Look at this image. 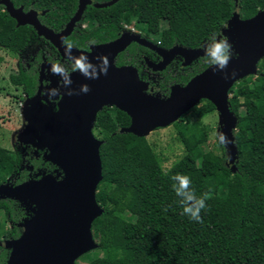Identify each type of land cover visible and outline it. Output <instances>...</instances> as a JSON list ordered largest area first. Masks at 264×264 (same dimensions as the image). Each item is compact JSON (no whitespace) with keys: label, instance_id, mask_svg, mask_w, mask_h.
<instances>
[{"label":"trees","instance_id":"1","mask_svg":"<svg viewBox=\"0 0 264 264\" xmlns=\"http://www.w3.org/2000/svg\"><path fill=\"white\" fill-rule=\"evenodd\" d=\"M10 1L24 12L41 13V24L55 33L77 10V0ZM92 1L104 4L111 0ZM262 10L264 0H117L105 8L87 6L82 15L87 28L73 32L66 41L86 49L88 44L116 39L124 27L135 22L160 48L195 50L205 48L213 34L222 38L221 31L235 11L241 20H247ZM0 48L21 59L36 48L55 55L32 27H17L1 5ZM145 52L133 44L115 63L132 65L139 72L140 55ZM27 63L30 68L20 63L9 81L31 97L37 70L35 63ZM208 66L207 57L190 65L176 60L159 74L154 90L165 98L170 86L185 85ZM228 104L237 121L232 131L237 153L234 169L227 166L223 146L215 141L211 149L205 148L209 131L202 119L216 111L206 100L171 125L182 151L168 169H163L155 143L123 131L131 122L124 112L105 107L97 114L92 132L101 142L102 180L95 199L102 213L92 223L97 247L85 255L88 264H264V59L255 77L232 86ZM46 162L30 161L31 173L24 168L19 149L0 147V185L38 181L48 173V165L52 169ZM176 174L190 178L191 190L198 197L210 194L201 212L202 223L182 214L170 179ZM36 212L34 205L0 200V241L19 239L22 229L18 225L31 220ZM10 252L0 243V264H7ZM94 253L100 256L93 259Z\"/></svg>","mask_w":264,"mask_h":264},{"label":"water","instance_id":"2","mask_svg":"<svg viewBox=\"0 0 264 264\" xmlns=\"http://www.w3.org/2000/svg\"><path fill=\"white\" fill-rule=\"evenodd\" d=\"M116 1L92 4L90 0H78L75 14L58 33L42 25L35 10L24 12L10 0H0V5L16 21L17 27H32L38 37L48 41L63 59L71 62L65 55L63 42L80 21L86 6L105 8ZM220 36L228 38L234 53L227 69L220 72L209 66L185 86L173 85L167 98L151 94L149 85L140 80L134 67H117V55L136 43L161 58L152 68L162 71L175 57H181L185 65L206 57L205 48L190 50L173 46L163 49L128 32L112 42L91 46L89 52L72 48L73 56L86 55L97 66L98 78L86 79L79 72L71 73V85L62 83L57 113L48 106L39 105L40 88L27 102L26 129L19 134L18 140L34 146L35 151L46 150L43 159L56 166L64 176L59 182L46 176L18 186L9 182L0 185V200H16L24 206L37 208L31 220L18 225L22 236L4 242V247L11 250L7 264H75L97 247L91 228L102 213L95 199L102 180L101 142L92 129L97 114L105 107H114L130 118V126L124 132L146 137L154 130L171 126L206 100L219 115V131L231 141L226 150L227 166L234 169L237 153L232 131L237 121L229 109V91L240 80L256 76L258 64L264 59V10L247 20H241L235 11ZM105 56L107 74L99 72L101 62L97 59ZM41 77L42 74L39 82ZM84 84L90 89L87 93L80 91Z\"/></svg>","mask_w":264,"mask_h":264},{"label":"rangeland","instance_id":"3","mask_svg":"<svg viewBox=\"0 0 264 264\" xmlns=\"http://www.w3.org/2000/svg\"><path fill=\"white\" fill-rule=\"evenodd\" d=\"M226 25L223 30L226 28ZM129 27L135 29L137 32H142L143 28L135 22ZM127 28L124 29L126 32H129ZM18 58L17 54L0 48V147L9 151L17 150L19 134L26 129L27 123L24 116L27 100L21 89L15 88L9 81L10 74L17 72ZM188 118L192 119L190 115H188ZM202 123L209 131L205 148L211 149L215 142L214 133L219 131L218 113L215 111L205 116L202 119ZM146 139L148 142L156 144V152L162 159L161 164L163 169H168L182 151V146L176 139V133L172 126L154 130L146 136ZM0 243L4 244L3 241H0ZM98 256H100L99 253H94L93 259ZM89 261L90 259L84 255L77 260V264H88Z\"/></svg>","mask_w":264,"mask_h":264},{"label":"flooded vegetation","instance_id":"4","mask_svg":"<svg viewBox=\"0 0 264 264\" xmlns=\"http://www.w3.org/2000/svg\"><path fill=\"white\" fill-rule=\"evenodd\" d=\"M90 1L92 2V4L94 3L92 0H90ZM77 6H78V0H77ZM87 6H90V5H87ZM38 14H39V16L41 15V13H38ZM95 25H96V23H95ZM86 28H87V24L85 22H83V18L81 16L80 21L77 23L76 27L73 29V31H72V33L70 35H72L73 32L78 33V32L84 31ZM124 28H126V27H124ZM124 28L121 30L119 36L121 34H123V33L126 32ZM127 29H129V32L128 33H130V34H137L138 33V35L141 38H144L147 41H149V42L157 45L154 42V37L147 36V35H145L141 31L137 32V31H135V29H133V28L131 29V27H128ZM119 36L117 38H119ZM116 39H114V40H116ZM114 40H112V41H114ZM112 41H110V42H112ZM106 43H108V42H106ZM101 44H104V42L103 43H97V44H88L87 47H86V49H79L76 46H73V47H75V48H77L78 50H81V51L89 52L91 46L101 45ZM133 44L138 45L136 43H131L123 52L127 51ZM139 46L146 50L145 54L140 55L139 64L141 66V69H140L139 72L132 65H116V63H115V65L117 67H122V66H132V67H134L137 70V73L139 75L140 80L143 81V82H145V83H147L149 85L150 93L153 94V95H157L156 91L154 90V87H155V84H156L155 83L156 82V79L160 77L159 74L161 72H163L168 66H170L174 61L179 60V61H181V65H182V64H184V60L181 57H175L172 60V62L165 69H163L162 71H155V70H153L152 65H157L161 61V58L156 53H154L153 51H151L150 49L145 48V47H143L141 45H139ZM52 48L54 49L53 51L55 53L54 57L51 56V54H48L47 52H45L43 49L41 50L39 48H36L35 50H31V51L25 53V56L23 57V59H21V56L18 55L19 58H18V62H17V71L19 70L20 63L25 64L28 69L30 68L29 67V63H27L28 61L30 63H35L36 70H37V86H36V90H35V93H34L33 96L28 97L27 95L24 94V97H25V99L28 102L33 97H35V95L37 94V92H38V90L40 88V91H39V103L40 104L39 105L40 106H42V105L48 106V107L51 108V110L54 113H57L59 111L58 103H59L60 97H61L62 80H61V77L60 76L54 75L50 71V68H51V65L53 63H60V64L64 65L65 67H69V70H70V64H71V62H69L68 60L63 59L59 55V53L56 51V49L53 46H52ZM122 53H120V54H122ZM120 54L117 55V57L115 58V61H116V59L118 58V56ZM71 73H73V72L70 71V74ZM40 74H42L41 82H39ZM174 85H179V84H174ZM185 85H183V86H185ZM172 86H170V88ZM180 86H182V85H180ZM53 90H55V92H53ZM169 93H170V89H169ZM168 96H169V94H168ZM167 97H165V98H167ZM17 149L20 150V152H21V154L23 156V163H24L23 166H24V168L26 170H28V172H31L32 173L33 170H34L33 165L29 163L30 161L36 160V161H42L43 163L46 162L43 159V156L46 153V150H44V149H38V150L35 151L34 146L29 145V144H23L21 142H18ZM47 163L48 162H46V164ZM50 166L51 165H48L46 167V168H48L47 170L45 168L46 172H48V173H46L44 175V177H46V176H52L57 182L61 181L62 178H63V176H64L63 173L56 166H54V165H52V169L49 170L50 169ZM30 167H32V170H31Z\"/></svg>","mask_w":264,"mask_h":264},{"label":"clouds","instance_id":"5","mask_svg":"<svg viewBox=\"0 0 264 264\" xmlns=\"http://www.w3.org/2000/svg\"><path fill=\"white\" fill-rule=\"evenodd\" d=\"M63 43L65 45V55L71 61L70 70L69 67H65L60 63H53L50 68V71L54 75L61 77L63 85H71L70 71L79 72L86 79H97L99 74L97 66L93 65L86 55L81 54L79 56H73V44L71 42L65 40ZM204 50L209 65L214 66L215 69L220 72H224V70L227 69L229 62L234 55L232 45L228 42V38H217L216 34H213L210 42L205 46ZM97 59L101 62L99 72L107 74V57H98ZM89 90L90 89L86 84L80 86V91L83 93H87ZM53 92H55V90H53ZM68 94L72 93L69 92ZM214 138L216 143L223 146L225 150H227V145L231 143L223 131H216L214 133ZM170 179L174 182L172 188L176 196L180 198L179 203L182 207V214L193 221L202 223L201 212L207 207L206 201L210 198V194L205 193L198 197L195 192L191 190V180L187 175L176 174L172 175Z\"/></svg>","mask_w":264,"mask_h":264}]
</instances>
